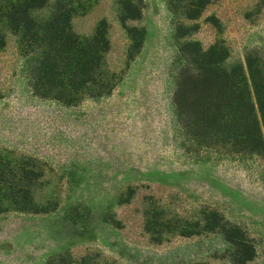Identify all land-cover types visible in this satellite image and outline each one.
I'll list each match as a JSON object with an SVG mask.
<instances>
[{
	"label": "rangeland",
	"instance_id": "rangeland-1",
	"mask_svg": "<svg viewBox=\"0 0 264 264\" xmlns=\"http://www.w3.org/2000/svg\"><path fill=\"white\" fill-rule=\"evenodd\" d=\"M66 1L81 37L106 22L115 87L74 105L39 95L36 60L0 24V155L43 172L37 211L0 212V264H236L222 233L181 234L210 210L254 241L245 264H264V153L201 145L174 100L186 43L224 45L229 65L264 61V0H143L125 21L121 0Z\"/></svg>",
	"mask_w": 264,
	"mask_h": 264
},
{
	"label": "trees",
	"instance_id": "trees-1",
	"mask_svg": "<svg viewBox=\"0 0 264 264\" xmlns=\"http://www.w3.org/2000/svg\"><path fill=\"white\" fill-rule=\"evenodd\" d=\"M47 3H0V24L20 34L25 55L36 60L37 93L67 105L109 94L115 81L104 68L110 49L106 22L99 24L92 37H81L72 28L75 8L71 2L58 0L50 15L37 18L36 11ZM120 4L123 21L142 16L143 0H121ZM4 31L0 27L1 46L6 41ZM129 31L134 34L135 29ZM182 50L190 58L180 75L174 100L186 132L203 146L224 144L233 152L263 154L264 61L249 56L246 67L239 62L229 65L228 50L220 43L205 49L199 42H189ZM42 176V170L26 161L12 163L0 155V212L9 206L37 211L34 189ZM180 223L184 236L222 233L236 248V264H245L256 256L254 241L215 210L204 211L199 221Z\"/></svg>",
	"mask_w": 264,
	"mask_h": 264
}]
</instances>
